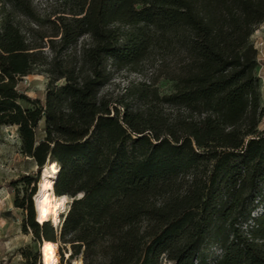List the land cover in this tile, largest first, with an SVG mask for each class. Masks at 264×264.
<instances>
[{"label": "trees", "instance_id": "trees-1", "mask_svg": "<svg viewBox=\"0 0 264 264\" xmlns=\"http://www.w3.org/2000/svg\"><path fill=\"white\" fill-rule=\"evenodd\" d=\"M54 1L42 15L33 0H0V128L17 129L38 176L8 184L26 214L22 233L54 244L59 264H264V108L251 41L264 0ZM170 50L188 59L170 93L140 84L116 102L102 94L109 62L136 71ZM38 68L48 84L33 98L24 80ZM50 163L55 195L70 200L57 226L40 224L33 203ZM211 244L221 251L213 263ZM21 253L42 264L40 252Z\"/></svg>", "mask_w": 264, "mask_h": 264}, {"label": "rangeland", "instance_id": "rangeland-1", "mask_svg": "<svg viewBox=\"0 0 264 264\" xmlns=\"http://www.w3.org/2000/svg\"><path fill=\"white\" fill-rule=\"evenodd\" d=\"M33 3L37 11L42 15H47L57 9L54 0H33ZM251 41L259 53L257 73L261 86V105L264 108V23L258 26L254 31ZM44 53L49 57L53 55L49 48H46ZM187 62L188 59L185 54L180 53L178 50L155 51L149 59L137 66L136 71H132L129 67H119L114 65L113 62H109L108 71L110 72V80L102 89V94L113 102H116L120 100L132 86L140 84H147L157 88L161 95L168 94L172 91L173 76L177 72H181ZM44 70V68H38L34 71L36 73L24 80V88L27 94L33 98L38 96L43 97L45 93L48 84V76L44 73ZM127 100L131 106L137 103L131 99ZM158 108L159 111L168 118L177 113L175 108L168 105L160 104ZM259 130L264 132V114L259 125ZM20 146L21 142L15 127L0 128V220L1 217L8 219L7 222H5V226H7L8 229L5 227L1 229L0 225V255L7 257L8 264H26V259L21 253L22 250H29L33 253L36 250V241H34L33 238L27 241L24 237L25 234L22 233V228L21 231H17L16 229L17 226L22 227V221L26 217V214L22 210L14 208L13 194L8 187L9 182L17 179L19 176L31 175L33 178L38 177L35 163L21 153ZM45 171L46 168H44L39 175V183L37 184L38 191ZM37 194L33 196L36 216L35 198ZM67 209L68 204L65 211L61 214L65 213ZM258 212L259 210L256 211L255 214ZM60 222H62L61 215L58 225ZM4 231H7L6 237L3 236ZM29 235L31 234L29 233ZM17 236L23 241L21 240V244L19 245H17L16 241L14 244H11V251L9 252L7 247H5V243L16 239ZM203 252L208 256L209 262L213 263L221 251L215 245L211 244L204 248ZM67 256L68 255L65 257L66 260L68 259ZM59 259L58 256V262ZM79 261L82 260L72 261V264H81Z\"/></svg>", "mask_w": 264, "mask_h": 264}, {"label": "bare ground", "instance_id": "bare-ground-1", "mask_svg": "<svg viewBox=\"0 0 264 264\" xmlns=\"http://www.w3.org/2000/svg\"><path fill=\"white\" fill-rule=\"evenodd\" d=\"M58 172L57 163H50L43 174L39 191L35 198L36 218L40 224L50 221L53 222L54 226H57L61 213L65 211L69 203L67 196L57 197L54 193V184ZM41 258L44 264H59L54 244L46 242L42 245ZM79 262L83 264L82 261Z\"/></svg>", "mask_w": 264, "mask_h": 264}, {"label": "crops", "instance_id": "crops-1", "mask_svg": "<svg viewBox=\"0 0 264 264\" xmlns=\"http://www.w3.org/2000/svg\"><path fill=\"white\" fill-rule=\"evenodd\" d=\"M7 218H4V217H1V220H0V225H1V229H3L4 227L5 228H7L8 229V227L7 226H5L6 225V223L5 222H7ZM17 231L19 230V231H21V227H18L17 226ZM8 231V230H7ZM6 231V232H7ZM16 231V232H17ZM6 232L4 231V237H6ZM30 236V237H29ZM24 237H25V239H27V241L28 240H31L32 238H33V236L32 235H24ZM22 239L21 238H19L18 236L16 237V239H13V240H10V241H8V242H6L5 243V247H7V249H8V251L10 252L11 250H10V245L11 244H14V242L16 241V243H17V245H19V244H21V241ZM23 241V240H22ZM19 247V246H18ZM12 249H15V248H12ZM40 250H41V245H40V243H36V251L37 252H40Z\"/></svg>", "mask_w": 264, "mask_h": 264}, {"label": "built area", "instance_id": "built-area-1", "mask_svg": "<svg viewBox=\"0 0 264 264\" xmlns=\"http://www.w3.org/2000/svg\"><path fill=\"white\" fill-rule=\"evenodd\" d=\"M43 245V243L41 244V246ZM0 263L1 264H8V259H7V257L6 256H1L0 255ZM42 264H43V262H42Z\"/></svg>", "mask_w": 264, "mask_h": 264}, {"label": "water", "instance_id": "water-1", "mask_svg": "<svg viewBox=\"0 0 264 264\" xmlns=\"http://www.w3.org/2000/svg\"><path fill=\"white\" fill-rule=\"evenodd\" d=\"M40 253H41V250H40Z\"/></svg>", "mask_w": 264, "mask_h": 264}]
</instances>
